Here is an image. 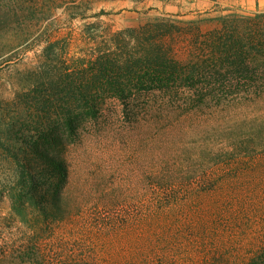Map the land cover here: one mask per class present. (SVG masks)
<instances>
[{
    "label": "rangeland",
    "instance_id": "374dc122",
    "mask_svg": "<svg viewBox=\"0 0 264 264\" xmlns=\"http://www.w3.org/2000/svg\"><path fill=\"white\" fill-rule=\"evenodd\" d=\"M216 1L0 0V264H264V150L214 164L221 129L264 117L256 86L207 78L172 97L106 93L70 137L79 159L60 191L74 213L44 226L41 212L27 224L12 210L10 155L31 152L29 142L59 127L66 109L81 113L78 106L93 103L34 85L35 67L45 63L47 78L58 80L63 60L75 72L104 50L139 57L162 44L183 61L194 34L143 27L180 22L207 33L233 11L264 12V0ZM95 78L84 87L102 88ZM211 147L207 157L199 151ZM166 161L186 171L214 167L207 181L220 186L202 192L199 170L193 188L162 192L155 176Z\"/></svg>",
    "mask_w": 264,
    "mask_h": 264
},
{
    "label": "trees",
    "instance_id": "16d2710c",
    "mask_svg": "<svg viewBox=\"0 0 264 264\" xmlns=\"http://www.w3.org/2000/svg\"><path fill=\"white\" fill-rule=\"evenodd\" d=\"M221 17V24L207 33H203L200 24L185 26L180 22L143 27L145 33L154 31L161 34L164 29L171 28V31L177 30L181 34H194L189 57L183 61L174 55L171 46L162 44L145 48L139 57L128 54L124 58L125 51L118 53L104 50L97 57L88 60V63L91 62L90 66L82 60L75 72L70 71L71 65L67 64L69 60H63L58 80L47 78L45 63L35 67L37 74L28 78L34 85H46L48 92L60 95L61 99L76 96L82 97L86 102L92 100L93 103L90 106H78L81 113L74 114L66 109L63 121L58 123L59 127L54 126L41 140L29 142L31 152L25 156L20 153L10 155L14 179L11 189L12 210L21 221L30 224L32 218H39L37 214L41 212L43 216L40 217H44L43 224L47 226L49 221L60 222L74 213L65 201L64 192L60 191L61 184L67 186L72 181V170L79 159V155L72 153L69 148L74 143L70 137L73 134L76 136L75 131L82 127L83 111L87 108L91 112L97 111V102L106 93L122 99L137 95L143 97L157 92L172 97L178 95L182 87H192L204 79L215 78L220 83L226 82L247 88L256 86L261 89V92L257 93L258 97L264 100V12L233 11ZM122 59L125 61L121 64ZM54 60L60 62L62 59ZM123 64L127 68L125 74L118 70ZM91 76L96 77L95 81L100 82L102 88L93 92L84 87ZM121 76L125 77L126 82L120 81ZM225 128L220 130L223 144L215 154L214 164L254 157L259 150H264L263 116L253 120L245 118ZM79 142L81 139L74 145ZM199 151L207 157L214 148L211 147L208 152L203 148ZM184 155L189 164L191 155H187V150ZM211 158L209 161H212ZM196 169L192 171L187 166L186 171L184 164L177 166L166 161L156 172L157 185L166 193H171L177 188L189 190L193 188V184L189 182L200 170L203 176L197 175V183H201L198 188L203 187L202 192L216 191L219 188L220 184L207 181L215 171L214 167L205 169L203 166ZM193 172L194 176L187 178ZM262 257L264 259V256Z\"/></svg>",
    "mask_w": 264,
    "mask_h": 264
},
{
    "label": "crops",
    "instance_id": "0c3cea01",
    "mask_svg": "<svg viewBox=\"0 0 264 264\" xmlns=\"http://www.w3.org/2000/svg\"><path fill=\"white\" fill-rule=\"evenodd\" d=\"M223 1H229V0H217V3H223Z\"/></svg>",
    "mask_w": 264,
    "mask_h": 264
}]
</instances>
